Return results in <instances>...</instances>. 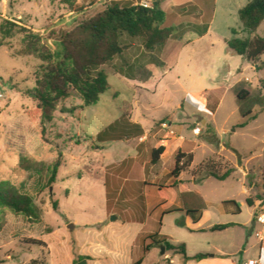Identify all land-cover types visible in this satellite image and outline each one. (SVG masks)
Listing matches in <instances>:
<instances>
[{"label": "rangeland", "instance_id": "374dc122", "mask_svg": "<svg viewBox=\"0 0 264 264\" xmlns=\"http://www.w3.org/2000/svg\"><path fill=\"white\" fill-rule=\"evenodd\" d=\"M111 1L0 0V27L7 18L39 35L53 50L55 42ZM159 1L165 25L176 27V36L159 51L123 36L124 52L100 68L110 88L88 108H79L77 95L59 101L51 122L42 121L37 102L27 95L44 63L22 54L26 45L18 28L9 37L0 30V181L29 195L40 212L36 222L1 211L0 264H135L141 259L142 264H180L178 255L162 254L161 247L144 252L138 238L146 233L185 243L189 256L202 253L204 259L264 264V240L256 236L264 233L257 222L264 215V54L252 64L227 47L232 30L240 38L264 36V22L251 34L243 31L238 10L251 0ZM204 25L208 31L197 37ZM137 108L140 119H152L143 120L152 130L151 142L162 137L166 144L186 140L182 148L193 154V163L180 175V183L189 187L180 198L186 209L200 207L198 196L206 201L198 228L186 224L184 211L157 207L176 193L159 187L171 178L163 173L174 165L171 152L151 175H160L157 186L145 187L134 181L144 176L141 164L150 155L131 161L132 142L99 140L112 123L130 118ZM195 128H200L198 135ZM206 159L233 168L232 175L224 181L204 176L197 182L192 171ZM127 168L132 169L129 176ZM219 224L232 226L211 230Z\"/></svg>", "mask_w": 264, "mask_h": 264}, {"label": "trees", "instance_id": "16d2710c", "mask_svg": "<svg viewBox=\"0 0 264 264\" xmlns=\"http://www.w3.org/2000/svg\"><path fill=\"white\" fill-rule=\"evenodd\" d=\"M238 17L244 32L248 34L255 32L264 22V0L249 1L238 10ZM165 19L166 13L161 8L159 0H153L150 6L139 2L122 3L114 0L107 3L101 12L83 20L60 41L55 42L53 50L41 43L39 35L23 26H17L7 18L3 19L0 30L4 37H9L13 28H18L24 33L26 45L22 54L34 55L44 63L40 67L41 71L35 87L28 90L27 95L37 102L42 121L51 122L59 101L77 95L81 100L79 108H88L95 105L100 96L110 88L106 75L100 68L124 52L126 45L121 42L123 36L139 39L148 51H159L164 47L177 32L176 27L165 25ZM208 28L209 25H204L202 31L198 32V36H203ZM231 34L232 36L227 40L229 51L244 57L252 64L257 63L264 54V36L240 38L236 30H232ZM244 94L247 95V92ZM238 97L240 100L243 99L240 95ZM68 111L71 112V110ZM246 115L248 112L244 117ZM133 128L140 131L139 125L134 124ZM119 132L120 124L116 123L109 126L107 131L100 134L98 138L101 141H113L133 135V133H126L120 136ZM166 151V144L153 148L150 152L151 164L158 163ZM192 163L193 154L179 148L175 154V166L171 177L176 179L182 172H187L191 169ZM59 165L60 162L57 160L52 167L51 182L55 181ZM233 171V168L221 166L215 160L206 159L192 171V177L197 182L203 180L204 176L224 181L232 175ZM225 203L236 205L235 202ZM247 204L253 207L249 199ZM55 207L56 204H54ZM4 209L36 222L40 220V212L33 199L6 180L0 181V213ZM204 209L205 205L201 204L197 209H188L187 215L192 217L194 223H197ZM231 226L232 224H219L214 225L211 230L223 231ZM138 239L143 244L144 252H148L152 246L164 247L166 252L178 255L181 263L191 260L200 261L205 258V254L202 253L193 257L188 256L185 243H172L166 235L146 233ZM147 240L150 241L149 245L144 244ZM135 264H142V260L136 261Z\"/></svg>", "mask_w": 264, "mask_h": 264}, {"label": "crops", "instance_id": "0c3cea01", "mask_svg": "<svg viewBox=\"0 0 264 264\" xmlns=\"http://www.w3.org/2000/svg\"><path fill=\"white\" fill-rule=\"evenodd\" d=\"M191 3L192 1L188 0L186 1V3ZM209 29V28H208ZM197 37H200L197 35ZM191 42V40H188L187 43ZM163 62H164V67L166 66V61H165V58L164 55L161 57ZM135 79V78H134ZM140 110L137 109H132V112L130 114V118L129 117H126V119L123 121L122 119H119L117 120L116 122L112 123L111 125L113 124H116V123H119L120 124V132H119V135L121 136L122 134H126V133H133L132 136L130 137H127V138H123L121 140H113V141H126V142H132L130 145V149L133 151V157H129V160H143L145 159V156L146 155H150V152L153 148H156L158 147L159 145L161 144H166V143H163L162 140L164 139L163 137L162 138H158L156 139L157 141L155 142H151L148 138L149 136V133L152 131L151 129H146V125L144 124L143 120L144 121H150L151 123V118L150 117H141V119L139 118V113ZM143 111V110H142ZM146 111V110H144ZM150 119V120H148ZM166 123L168 124V126L170 128H172V125H173V122H171L170 119H168L166 121ZM136 124V125H139L140 126V131L136 128H133V125ZM110 125V126H111ZM130 125V126H129ZM128 126V128L126 127ZM126 128V129H125ZM136 137V138H131V137ZM181 139V140H180ZM186 142L185 139H183V137H179L178 140H175L173 141L172 143L170 144H166L167 145V152H171V156L174 157V160H175V154H176V151L179 149V148H182L183 147V143ZM172 147V149H171ZM183 149V148H182ZM184 150V149H183ZM165 153V154H166ZM165 154L160 158L159 162L156 163V164H151L150 160L148 161H144L142 164H141V169H143L144 171V176L141 178V179H138L134 182H136L138 185H143L144 183V186H157L155 182H158L159 178H160V175L159 174H156V176H151L153 175L154 173V169L156 166H158L162 160L164 159V156ZM126 159H124L121 164H123L125 162ZM111 164H114V163H111ZM135 163H133V166H134ZM140 164V163H139ZM175 166V161H174V165H171L170 166V170L167 171V170H164L163 173L166 174L168 177L170 176L171 177V174H172V171H173V168ZM127 168L126 171H124V173L127 174V176H129L130 172L132 169H129ZM182 173H185V172H182ZM182 173L180 175H182ZM125 174V176H126ZM180 175L176 178V179H173L172 177L170 178L169 181H167V185L165 186H159L160 189L162 188H171V189H174L176 191V193H174V197H172V200L171 201H161L158 205L160 207H163V210L165 212H171L173 210H180V211H184L185 212V217H186V224L187 225H191L192 227H197L198 228V225L200 224L201 222V219H202V216L203 214L206 212L207 210V205H206V201L204 200L203 197L201 196H198V199L200 201L199 205L201 206V204L205 205V209L202 211V214L200 216V219L197 223H194L192 217L188 216L187 215V210L185 207H184V202L183 200L180 198V193L182 192V190H186L188 188H185L180 182ZM125 177V179H127L128 177ZM147 177H149L150 179L147 180ZM171 186V187H170ZM199 195H201L199 193ZM254 224L253 226L256 225V222L253 221ZM228 229V228H227ZM195 230V229H193ZM260 232H263V231H260ZM169 238V237H168ZM261 241H263L264 239H260ZM174 243V242H172ZM176 244V243H175ZM153 247V246H152ZM151 247V249H152ZM187 247V246H186ZM151 249L149 250V252L151 251ZM263 247H261V251ZM113 254H115V252H113ZM189 256V255H188ZM195 256V255H194ZM190 257H193V256H190ZM142 260V259H141ZM160 261L162 259H159ZM163 260H167V262H169L168 258H163ZM249 260H253V259H249ZM248 260V261H249ZM174 261V260H173ZM178 262V258L176 260ZM193 260L187 262V263H181V262H178L180 264H190ZM195 262V261H193ZM161 262L157 263V264H160ZM195 264H236L235 262L229 260V259H204L200 262H195Z\"/></svg>", "mask_w": 264, "mask_h": 264}, {"label": "built area", "instance_id": "2783aa9c", "mask_svg": "<svg viewBox=\"0 0 264 264\" xmlns=\"http://www.w3.org/2000/svg\"><path fill=\"white\" fill-rule=\"evenodd\" d=\"M145 5V4H144ZM2 94L0 93V99L2 98ZM194 133L196 135H198L200 133V128H195L194 129ZM257 222L260 223V224H263L264 225V215H260L258 216L257 218ZM256 236L259 238V239H264V233L263 232H257L256 233ZM247 264H258V260H249L247 262Z\"/></svg>", "mask_w": 264, "mask_h": 264}, {"label": "water", "instance_id": "95a60500", "mask_svg": "<svg viewBox=\"0 0 264 264\" xmlns=\"http://www.w3.org/2000/svg\"><path fill=\"white\" fill-rule=\"evenodd\" d=\"M253 224H254V222H253ZM69 228L70 229L73 228V225H70ZM164 252H165L164 247H161V253L164 254ZM77 264H87V261L86 260H82V261L78 262Z\"/></svg>", "mask_w": 264, "mask_h": 264}]
</instances>
